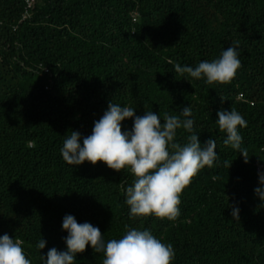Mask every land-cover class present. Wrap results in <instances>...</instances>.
<instances>
[{
  "label": "trees",
  "instance_id": "obj_1",
  "mask_svg": "<svg viewBox=\"0 0 264 264\" xmlns=\"http://www.w3.org/2000/svg\"><path fill=\"white\" fill-rule=\"evenodd\" d=\"M234 41L242 66L230 83L175 72L177 63L219 58ZM109 102L136 116L152 111L161 123L190 107L201 145L215 139L218 158L183 190L174 221L130 216L129 170L63 160L71 131L83 146ZM231 108L247 122L239 128L247 163L216 123ZM133 123L125 119L122 130ZM191 134L178 129L176 142ZM261 173L264 0H0V236L20 239L32 264L53 247L66 251V215L98 227L105 242L149 230L173 246L172 264H264ZM103 259L88 245L75 264Z\"/></svg>",
  "mask_w": 264,
  "mask_h": 264
},
{
  "label": "clouds",
  "instance_id": "obj_2",
  "mask_svg": "<svg viewBox=\"0 0 264 264\" xmlns=\"http://www.w3.org/2000/svg\"><path fill=\"white\" fill-rule=\"evenodd\" d=\"M233 45L222 51L219 58L202 61L195 68L177 63L175 72L194 79L204 78L209 85L230 83L242 66L238 42ZM217 116L220 132L227 134L224 145L239 151L247 163L248 153L241 149L243 138L239 132V128L247 127L246 120L234 108L220 110ZM190 117L191 108L184 107L179 116L165 114L161 123L160 115L152 111L136 116L133 108L109 102L103 116L94 122L91 135L83 138V146L80 133L71 131L60 152L69 165L102 162L117 172L129 170L134 177L132 186L125 189L130 216L174 221L180 214L183 190L203 168L213 167L218 158L215 139L201 145ZM127 118H134L130 131L122 130V121ZM181 128L192 133L183 145L176 142L177 130ZM225 166L229 168L231 163L225 161ZM259 182L262 187L254 191L264 201V173L259 174ZM231 215L239 221L238 208ZM62 228L68 233L67 249L51 248L46 257L42 255L44 264H75L77 254L86 251L88 245L94 252L103 253L102 264H172L175 257L173 246L163 243L149 230L131 229L122 238L105 242L98 227L78 223L72 215L63 218ZM22 244L8 234L0 236V264H32ZM45 246L43 238L36 245L40 250Z\"/></svg>",
  "mask_w": 264,
  "mask_h": 264
}]
</instances>
